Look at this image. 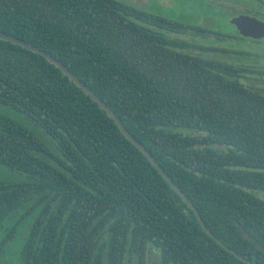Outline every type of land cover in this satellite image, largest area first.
I'll return each mask as SVG.
<instances>
[{
    "label": "trees",
    "instance_id": "trees-1",
    "mask_svg": "<svg viewBox=\"0 0 264 264\" xmlns=\"http://www.w3.org/2000/svg\"><path fill=\"white\" fill-rule=\"evenodd\" d=\"M197 1L177 21L115 0H0V34L63 65L181 191L57 66L0 39V167L15 175L0 178V264H150L152 250L264 264V71L239 43L260 40L213 29L263 21L264 1Z\"/></svg>",
    "mask_w": 264,
    "mask_h": 264
},
{
    "label": "rangeland",
    "instance_id": "rangeland-1",
    "mask_svg": "<svg viewBox=\"0 0 264 264\" xmlns=\"http://www.w3.org/2000/svg\"><path fill=\"white\" fill-rule=\"evenodd\" d=\"M115 1L128 4L140 10L147 11L152 14H156L158 16L162 15V16H165L170 19L177 20V21L181 19H186V18H189V19H186V21H192V19L198 13L197 4H200L197 1L195 5L196 0H115ZM220 1H227V0H220ZM201 11L204 13V15H207L206 12H204L203 10ZM260 11L261 13L264 14V7L260 8ZM211 16L212 15H210V17ZM227 16L228 15L218 18V20L214 23L215 27H213L215 31H218V32L222 31L225 33H234L233 28L229 26L227 23L230 21V19L226 20ZM239 43H240V46L242 47H250V48L253 47L255 53L260 54L261 60L259 63V67L264 71V40H260L259 43H256V44H252L251 42H248V41H239ZM233 53L234 52L228 53V56L227 57L223 56L224 58L222 57V59H225L227 61L233 60V62L236 61L233 58H231V55ZM249 56L250 58H242L241 61H236V62L244 63L245 65L252 66V63L254 64V60L256 58L251 55ZM254 83L258 86L264 87L263 80H259V82L256 81ZM14 177L15 175L9 172L6 168L0 167V178L13 179ZM33 220H34V215L33 214L28 215L25 218V221L20 225L21 229L26 228V226L30 224ZM149 261H150V264H159V259H158V256L155 250H152L150 252Z\"/></svg>",
    "mask_w": 264,
    "mask_h": 264
},
{
    "label": "water",
    "instance_id": "water-1",
    "mask_svg": "<svg viewBox=\"0 0 264 264\" xmlns=\"http://www.w3.org/2000/svg\"><path fill=\"white\" fill-rule=\"evenodd\" d=\"M229 22L231 25L235 27L238 33L244 38H250L253 40L264 39V22L255 17L240 14V15L232 17ZM0 39L11 41L12 43L19 44L20 46H22L23 48L27 50L36 52L39 55L46 58L50 63H53L55 66H57L62 71L63 74L68 76L70 80H72L79 88H81L86 94H88L93 99V101L96 102L98 106L102 108L111 119H113V121L115 122V124L117 125L121 133L148 158V160L160 172V174L165 178V180L168 181L169 184L172 185L170 180L167 178L166 175L163 174V172L160 170L157 164L153 161L152 157L147 153L144 147L141 146L135 139H133L131 135H129V133L123 127L121 122L115 117L114 113L111 110H109V108L105 105V103L102 102L91 91H89L87 87L84 86L80 81L75 79V77L71 73H69V71L63 65H61L57 60H55L51 56L44 53L42 50H38L37 48L17 38L0 34ZM172 187L176 190V192L179 195H181V191L179 189H177L174 185H172ZM206 232L210 234L208 231Z\"/></svg>",
    "mask_w": 264,
    "mask_h": 264
},
{
    "label": "flooded vegetation",
    "instance_id": "flooded-vegetation-1",
    "mask_svg": "<svg viewBox=\"0 0 264 264\" xmlns=\"http://www.w3.org/2000/svg\"><path fill=\"white\" fill-rule=\"evenodd\" d=\"M261 40V39H260Z\"/></svg>",
    "mask_w": 264,
    "mask_h": 264
}]
</instances>
